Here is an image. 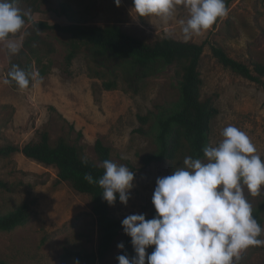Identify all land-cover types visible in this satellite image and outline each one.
Wrapping results in <instances>:
<instances>
[{
	"label": "rangeland",
	"instance_id": "1",
	"mask_svg": "<svg viewBox=\"0 0 264 264\" xmlns=\"http://www.w3.org/2000/svg\"><path fill=\"white\" fill-rule=\"evenodd\" d=\"M62 2L73 6V17L77 20L99 26L118 24L146 42L164 36L183 40L179 21L188 18V11L182 6L177 7L171 21L164 23L156 16L133 17V0H121L119 7L115 0H47L42 3V11L33 14L34 19L69 24V19L57 12ZM228 2V15L190 41L217 42L230 56L249 65L264 62V0ZM19 6L31 10L26 0H19ZM26 27L10 38L23 41ZM51 38L58 48L51 56L52 70L41 82H32L24 90L3 83L13 55L8 53L5 42L0 41V146L8 143L23 146L38 139L40 131L47 130L52 141L67 137L82 146L86 157L101 165L94 146L97 139H102L111 148V161L124 164L135 173V186L130 190L127 205L115 203L112 214L123 220L130 214L148 216L156 212L152 204L156 179L183 166L185 158L154 161L149 165L143 162L157 147L159 114L179 100L176 66L167 65L147 78L140 93L128 91L123 83L117 89L106 90L101 80L88 75L85 53L78 55L68 71L67 46L62 39ZM200 68L203 98L213 97L219 109L212 123L210 144H218L223 138V128L231 124L247 133L257 154L264 158L263 86L224 67L213 56L209 44L205 46ZM150 110L155 111V117L149 132L145 135L136 132L140 125L137 115ZM0 181L5 184L0 185V214L24 202L32 210L28 223L0 233V260L11 264H74V259L62 260L65 248L97 249L98 227L91 211V197L60 181L56 167L16 152L0 158ZM244 194L253 210L264 211V188L257 196L246 188ZM119 243L124 244V249L117 247ZM153 247L149 246L146 252ZM126 248H130L129 257L135 255L131 237L123 232L109 256L95 264H118L116 257L125 254ZM240 264H264V247L248 248Z\"/></svg>",
	"mask_w": 264,
	"mask_h": 264
},
{
	"label": "trees",
	"instance_id": "2",
	"mask_svg": "<svg viewBox=\"0 0 264 264\" xmlns=\"http://www.w3.org/2000/svg\"><path fill=\"white\" fill-rule=\"evenodd\" d=\"M26 1L31 9V19L26 18V23L21 29L27 25L23 47L18 54L12 56L10 68L16 64L29 72L38 71L42 78L48 75L53 66L51 56L58 51L51 37L62 39L67 46L65 63L68 71L78 55L83 52L87 57L88 75L101 80L106 90L117 89L123 83L128 91L140 93L147 78L156 75L167 65L176 66L180 97L171 109L159 114L157 147L154 152L143 158L145 165L161 160L175 161L186 156L205 158L203 148L211 145L209 136L212 123L219 113L214 98H203L202 94L203 78L200 67L207 44L210 45L213 56L224 67L260 83L264 88V62L249 65L239 61L230 56L217 42H184L171 36L146 42L128 33L118 24L89 25L75 19L74 8L68 2H62L57 12L67 17L69 24L35 20L33 14L41 12L42 3L47 0ZM226 7L229 8L228 0ZM10 85L18 89L15 82ZM153 116L155 117L154 110L138 114L140 125L135 131L147 134ZM78 135L81 136L82 133L79 132ZM94 148L101 162L111 160V148L104 144L102 139L96 140ZM16 152H21L44 165L56 167L60 181L69 183L77 191L91 197V211L98 227V247L96 250L65 248L61 255L62 260L78 258L86 264L103 262L124 231L122 219L112 214V206L102 198L103 189L97 183L90 184L84 179L85 174H91L94 180L98 181L104 172L101 165L86 157L82 146L71 142L67 137L61 136L52 141L47 130L40 131L38 139L31 140L23 146L14 143L0 146V158L10 157ZM0 185L5 186L1 181ZM118 202L120 201L117 196L115 203ZM263 212L261 208L253 210V215L262 227ZM31 213V206L24 202L12 211L0 214V233L12 231L28 223ZM155 215L156 212L152 211L146 219H151ZM153 249L154 247L148 253ZM124 253L129 256L130 248H126ZM0 264L11 263L0 260Z\"/></svg>",
	"mask_w": 264,
	"mask_h": 264
},
{
	"label": "clouds",
	"instance_id": "3",
	"mask_svg": "<svg viewBox=\"0 0 264 264\" xmlns=\"http://www.w3.org/2000/svg\"><path fill=\"white\" fill-rule=\"evenodd\" d=\"M115 4L119 7L121 0ZM178 6L188 11L187 20L179 21L184 42L228 15L226 0H133L131 15L156 16L168 23ZM26 18L31 19V10H22L19 0H0V41L10 55L23 47L22 40L10 36L23 28ZM41 81L38 71L13 64L3 83L15 82L24 90ZM221 136L218 144L203 148L204 160L186 156L183 166L156 179L153 218L130 214L121 221L135 255H118V264H240L248 248L264 247V227L244 194L246 188L257 196L264 188V158L236 126L224 127ZM101 167L104 172L98 181L91 174L84 179L103 189L102 198L110 206L117 196L127 205L135 173L111 160H104ZM149 246H155L151 253L146 252ZM117 247L124 249V244ZM74 264H80L78 258Z\"/></svg>",
	"mask_w": 264,
	"mask_h": 264
}]
</instances>
